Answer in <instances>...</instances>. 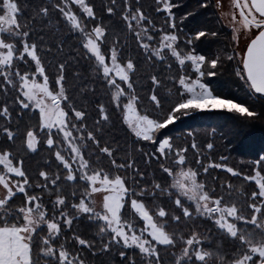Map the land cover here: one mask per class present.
<instances>
[{"label":"snow or ice","instance_id":"6c2138e0","mask_svg":"<svg viewBox=\"0 0 264 264\" xmlns=\"http://www.w3.org/2000/svg\"><path fill=\"white\" fill-rule=\"evenodd\" d=\"M179 7L0 0V264H264V149L169 129L264 118V0Z\"/></svg>","mask_w":264,"mask_h":264},{"label":"trees","instance_id":"16d2710c","mask_svg":"<svg viewBox=\"0 0 264 264\" xmlns=\"http://www.w3.org/2000/svg\"><path fill=\"white\" fill-rule=\"evenodd\" d=\"M99 5L100 0H95ZM147 7L151 0H144ZM196 9V0H180V7L177 9L178 13H182L185 10L193 11ZM215 9L210 8L208 12L202 13L196 17L197 21H206L210 27L221 28V24L217 22V17L214 15ZM27 15V12L25 13ZM225 27V34H226ZM225 34L220 37L221 41H224ZM217 44L212 42L206 46H202L205 50H215ZM229 94L235 96L237 99H247L242 92L232 86L228 89ZM251 102V101H250ZM257 110H260V104L257 102ZM170 134H180L182 137L186 135L188 130H195L197 132V139L201 143L207 139H213L215 148L212 151L214 159H219L220 156L227 158L226 162L230 166L241 169L247 172L250 168L249 162L257 158V153H260L264 149V118L257 117L249 121L243 122L237 125L232 119L231 115L227 113L215 114V115H192L190 117H183L181 121L175 123V127L169 126ZM215 129V136H212V130ZM229 129H232L229 131ZM184 140H178L177 143H183ZM192 153L189 152V157ZM40 161V156H36L31 161V166L35 168L37 162ZM156 167V165H153ZM211 175H218L221 178L227 179L230 174H227L224 170L214 169L211 170ZM209 183L211 182V176L206 177ZM232 182L236 185L242 183V177L232 178ZM247 185L246 181H243Z\"/></svg>","mask_w":264,"mask_h":264},{"label":"rangeland","instance_id":"374dc122","mask_svg":"<svg viewBox=\"0 0 264 264\" xmlns=\"http://www.w3.org/2000/svg\"><path fill=\"white\" fill-rule=\"evenodd\" d=\"M227 6H229L230 7V4L229 5H227ZM226 27V26H225Z\"/></svg>","mask_w":264,"mask_h":264}]
</instances>
